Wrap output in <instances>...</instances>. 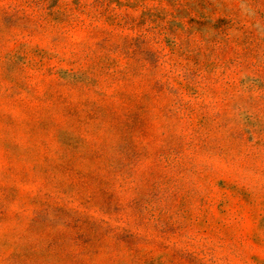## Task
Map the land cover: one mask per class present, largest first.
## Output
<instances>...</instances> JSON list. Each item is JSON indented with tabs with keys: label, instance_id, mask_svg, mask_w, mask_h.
I'll list each match as a JSON object with an SVG mask.
<instances>
[{
	"label": "rangeland",
	"instance_id": "1",
	"mask_svg": "<svg viewBox=\"0 0 264 264\" xmlns=\"http://www.w3.org/2000/svg\"><path fill=\"white\" fill-rule=\"evenodd\" d=\"M0 264H264V0H0Z\"/></svg>",
	"mask_w": 264,
	"mask_h": 264
}]
</instances>
